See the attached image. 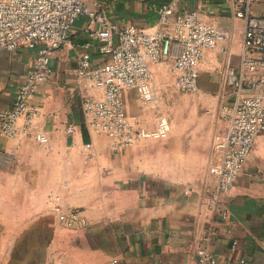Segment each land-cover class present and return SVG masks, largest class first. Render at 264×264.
Segmentation results:
<instances>
[{
    "label": "crops",
    "instance_id": "crops-1",
    "mask_svg": "<svg viewBox=\"0 0 264 264\" xmlns=\"http://www.w3.org/2000/svg\"><path fill=\"white\" fill-rule=\"evenodd\" d=\"M98 1L120 25L155 27L158 14L150 6L170 2L177 11L197 9L204 21L216 25L218 46L201 60L198 94L217 121L216 130H223V105L233 92L227 70L241 66L246 29V20L236 15L237 0ZM251 10L264 16V0H252ZM98 26L81 17L54 52L52 72L31 98L37 111L32 131L0 132V264H195L199 247H206L218 264H240L241 259L264 264V131L218 207L209 194L216 153L207 127L193 130L188 122H174L169 137L114 151L111 138L94 131L83 109L86 96L103 93L79 73L87 49L93 65L109 59L91 34ZM34 53L26 47L0 51V109L11 106ZM167 67L154 65L153 87L166 80L160 72ZM124 95L129 115L154 127L158 121L137 93ZM70 123L74 133L67 131ZM37 133L48 140L39 141ZM87 142L93 143L89 150ZM53 193L66 206L81 208L88 225L66 227L54 211Z\"/></svg>",
    "mask_w": 264,
    "mask_h": 264
},
{
    "label": "built area",
    "instance_id": "built-area-1",
    "mask_svg": "<svg viewBox=\"0 0 264 264\" xmlns=\"http://www.w3.org/2000/svg\"><path fill=\"white\" fill-rule=\"evenodd\" d=\"M252 0H237L236 15L246 20L242 63L227 70L226 83L233 88L231 101L223 105L226 124L213 136L216 158L209 168L214 179L209 189L213 204L223 203L222 195L230 192L251 154L257 136L264 131V16L253 14ZM98 0H0V51L33 49L27 79L19 86L10 107L0 109V132L9 136L30 133L36 117L31 98L49 78L52 57L69 40L76 22L89 16L98 23L92 36L100 40L101 51L109 59L92 64L87 49L82 53L79 73L103 90L99 97L88 95L83 109L91 117L93 129L112 140V149L120 151L147 138H161L170 130L166 118L155 128L132 120L125 92L134 90L144 105L154 98V65L169 63L176 87L183 92L200 89V63L208 49L218 46L216 25L204 21L197 9L177 11L173 3L150 6L158 14L155 27L130 22L120 25L100 8ZM23 118V126L19 120ZM67 131L75 132L73 124ZM41 142L48 137L37 133ZM93 147L85 143V149ZM54 211L69 228L88 225L81 208L66 206L58 193L51 195ZM227 215V207L222 208ZM195 264H218L206 247H199ZM240 264H247L245 259Z\"/></svg>",
    "mask_w": 264,
    "mask_h": 264
},
{
    "label": "rangeland",
    "instance_id": "rangeland-1",
    "mask_svg": "<svg viewBox=\"0 0 264 264\" xmlns=\"http://www.w3.org/2000/svg\"><path fill=\"white\" fill-rule=\"evenodd\" d=\"M160 74L164 75L166 80L161 83H157V86H154V98L152 102L144 105L140 98H138L142 107L148 111L150 110L155 120L159 122V120L166 118L169 121L171 130L164 137H169L173 132L174 122H188L189 127L193 130L196 128L200 129L201 127H207V132H211L212 130L214 135L215 131L218 130H216L217 121L214 117H212V112L208 110L205 99L201 97L198 92L190 93L180 91L174 83V74L172 69H168L167 67V69L162 73L160 72ZM131 118L132 120L137 119L133 115ZM158 122L154 127L148 128H155L158 125ZM204 124L207 126H204ZM192 129L189 133L193 131Z\"/></svg>",
    "mask_w": 264,
    "mask_h": 264
}]
</instances>
